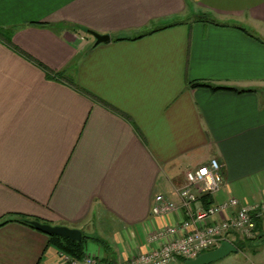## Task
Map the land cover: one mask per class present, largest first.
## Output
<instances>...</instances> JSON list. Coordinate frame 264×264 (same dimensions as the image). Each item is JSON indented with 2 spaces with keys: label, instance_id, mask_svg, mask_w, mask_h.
Returning <instances> with one entry per match:
<instances>
[{
  "label": "crops",
  "instance_id": "crops-1",
  "mask_svg": "<svg viewBox=\"0 0 264 264\" xmlns=\"http://www.w3.org/2000/svg\"><path fill=\"white\" fill-rule=\"evenodd\" d=\"M0 32V264H67L25 221L98 263L149 252L184 218L154 197L178 207L210 159L221 189L190 209L264 201V0H0Z\"/></svg>",
  "mask_w": 264,
  "mask_h": 264
},
{
  "label": "built area",
  "instance_id": "built-area-1",
  "mask_svg": "<svg viewBox=\"0 0 264 264\" xmlns=\"http://www.w3.org/2000/svg\"><path fill=\"white\" fill-rule=\"evenodd\" d=\"M220 170L218 161L210 159L207 164L187 171L184 185L177 190L180 198L178 207L163 195H156L151 206L152 215H166L178 208L184 213L183 220L174 226L168 225L148 240L154 243L158 238L168 237L170 240L167 243L119 264H179L215 249L223 241L232 243L235 235L252 239L257 221L264 219V201L243 203L229 198L218 205L190 209V205L197 200L195 191L211 195L221 189L223 180ZM221 215L226 218H219ZM62 259L67 264H109L98 263L88 255L73 259L62 253Z\"/></svg>",
  "mask_w": 264,
  "mask_h": 264
},
{
  "label": "water",
  "instance_id": "water-1",
  "mask_svg": "<svg viewBox=\"0 0 264 264\" xmlns=\"http://www.w3.org/2000/svg\"><path fill=\"white\" fill-rule=\"evenodd\" d=\"M89 34L94 39L93 46L107 43L109 41V36L107 35H99L93 32H89ZM27 223L47 236H59L75 242L81 241L82 238L81 232L76 229H70L64 226H51L37 221H27ZM260 239L264 240V236ZM236 252L237 248L232 243L223 241L215 249L202 253L194 259L186 260L182 264H211L227 257L229 254H235Z\"/></svg>",
  "mask_w": 264,
  "mask_h": 264
},
{
  "label": "rangeland",
  "instance_id": "rangeland-1",
  "mask_svg": "<svg viewBox=\"0 0 264 264\" xmlns=\"http://www.w3.org/2000/svg\"><path fill=\"white\" fill-rule=\"evenodd\" d=\"M260 221L264 223V219ZM258 222L259 221H257V223ZM253 236L255 237V234ZM238 237L241 241L235 242L240 246L237 253L229 254L227 257L211 264H248L246 261L259 262L264 260V240H257L253 243H243L251 239L242 238L240 235ZM254 237L252 239H254Z\"/></svg>",
  "mask_w": 264,
  "mask_h": 264
},
{
  "label": "trees",
  "instance_id": "trees-1",
  "mask_svg": "<svg viewBox=\"0 0 264 264\" xmlns=\"http://www.w3.org/2000/svg\"><path fill=\"white\" fill-rule=\"evenodd\" d=\"M82 30L83 33L85 34H89V30L87 29H79ZM0 36H2L4 39H6V41H8L6 36H3V34L0 32ZM193 86H197V87H206V88H210L213 91L216 90H221V88H214V87H210L207 84H203V83H194ZM226 90V89H224ZM242 92V91H241ZM244 92V91H243ZM25 223H27V221H25ZM28 224V223H27ZM30 226V225H28ZM31 227V226H30ZM52 239L56 240V245L57 248L66 256L73 258V259H81L82 255H83V240L85 239V237L81 238V241L79 242H75V241H70L68 239H65L63 237H59V236H50ZM257 236L254 237V239L248 240V241H244L243 243H253L255 241H257ZM262 238V237H260ZM233 245L237 248V251L239 249V245H237L236 243ZM237 253V252H236ZM183 262H180L179 264H182Z\"/></svg>",
  "mask_w": 264,
  "mask_h": 264
}]
</instances>
